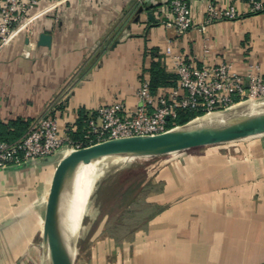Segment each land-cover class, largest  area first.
I'll return each instance as SVG.
<instances>
[{
	"label": "crops",
	"instance_id": "0c3cea01",
	"mask_svg": "<svg viewBox=\"0 0 264 264\" xmlns=\"http://www.w3.org/2000/svg\"><path fill=\"white\" fill-rule=\"evenodd\" d=\"M167 2L40 0L0 49V130L12 132L9 121L20 120L24 132L46 111L60 128L77 127V120L115 99L133 107L152 60L173 71L167 45L196 64L224 60L244 73L259 63L264 71V8L215 0L219 8L234 6L237 15L206 21L207 0H188L192 25L177 34L161 22ZM41 33L50 35L48 44L39 41ZM232 145L237 154L231 159L225 148L212 160L198 156L200 171L209 173L198 177L202 204H187L179 218L169 209L175 205L155 215L167 223L150 246V264H264V133ZM55 166L32 158L0 169L1 239L12 230L7 223L14 210L45 201Z\"/></svg>",
	"mask_w": 264,
	"mask_h": 264
},
{
	"label": "built area",
	"instance_id": "2783aa9c",
	"mask_svg": "<svg viewBox=\"0 0 264 264\" xmlns=\"http://www.w3.org/2000/svg\"><path fill=\"white\" fill-rule=\"evenodd\" d=\"M39 1L1 0L0 49L18 24L23 20L27 24L30 11ZM207 2L206 21L237 15L232 5L219 8L215 0ZM248 2L252 11L264 8L260 0ZM164 10L162 24L172 27L177 34L192 25L188 0H168ZM31 31L26 26L28 39ZM164 51L177 74L175 86L161 87L152 93L148 79H143L136 90L133 107L120 99L99 104L85 117L78 137L72 135L77 130L75 125L60 128L56 117L46 111L32 119L20 136L11 140L0 138V169L57 151L67 153L107 138L163 132L179 124L174 119L180 110L196 112L189 119L192 120L264 97V71L259 63H250L247 71L242 73L224 60L196 64L193 59L173 51L170 45Z\"/></svg>",
	"mask_w": 264,
	"mask_h": 264
},
{
	"label": "rangeland",
	"instance_id": "374dc122",
	"mask_svg": "<svg viewBox=\"0 0 264 264\" xmlns=\"http://www.w3.org/2000/svg\"><path fill=\"white\" fill-rule=\"evenodd\" d=\"M251 136L254 135L155 155L146 160L130 157L107 161L93 173L108 176L99 185L77 247L71 250L73 264H150L153 249L150 246L165 235L167 223L166 219L153 220L155 215L175 205L169 209L179 218L190 206H199L205 201L196 196L199 174L208 173L200 171L198 156L212 160L219 148H225L227 157L234 158L236 150L229 146L234 147L232 144ZM205 176L210 179V175ZM46 198L47 195L45 201ZM45 201L41 206L31 207L27 206L31 203L29 200L21 207L27 212L13 211L7 223L12 230H8L4 239L0 238V264H43Z\"/></svg>",
	"mask_w": 264,
	"mask_h": 264
},
{
	"label": "water",
	"instance_id": "95a60500",
	"mask_svg": "<svg viewBox=\"0 0 264 264\" xmlns=\"http://www.w3.org/2000/svg\"><path fill=\"white\" fill-rule=\"evenodd\" d=\"M49 40V34H39L40 42L48 44ZM250 101H264V97ZM232 108L233 106L222 110L220 113H224V116L207 120L192 119L156 134L107 138L67 153L57 151L38 157L42 163L56 162L45 201L42 223L43 253L50 254L52 264H73L72 253L67 244L61 241L52 249L47 236L70 170L108 155H160L264 133V110L230 114Z\"/></svg>",
	"mask_w": 264,
	"mask_h": 264
},
{
	"label": "bare ground",
	"instance_id": "6f19581e",
	"mask_svg": "<svg viewBox=\"0 0 264 264\" xmlns=\"http://www.w3.org/2000/svg\"><path fill=\"white\" fill-rule=\"evenodd\" d=\"M259 110H264V101L241 102L233 106L230 114ZM224 115V113L217 112L205 115L197 120L214 119ZM174 152L176 151L168 153ZM153 156L155 155H108L99 157L95 161L81 164L76 169L70 170L65 178V187L62 192L59 205L56 208L52 225L48 231L47 236L49 247L54 249L61 241L67 244L70 251L77 247L85 224V218L96 198L97 189L102 181L108 176H106V174L101 176L96 174L93 175L94 172L100 169L107 161L112 159L125 158L128 160L130 157H136L145 158L140 160H146L152 158ZM41 250L42 263L52 264L50 254L43 253L42 244Z\"/></svg>",
	"mask_w": 264,
	"mask_h": 264
},
{
	"label": "trees",
	"instance_id": "16d2710c",
	"mask_svg": "<svg viewBox=\"0 0 264 264\" xmlns=\"http://www.w3.org/2000/svg\"><path fill=\"white\" fill-rule=\"evenodd\" d=\"M149 78L148 85L149 89L152 93L156 92L161 87L166 86H175L177 80V74L174 71H167L164 66H161L158 61L152 60L149 67ZM196 112L191 110H180L177 113V116L174 119L175 123H184L188 121L191 117H193ZM77 130L72 132L73 137H78L80 135V127L84 123V117L77 120ZM9 126L13 125L12 132H4L2 129L0 130V138L11 140L23 133V125L20 120H11L9 121ZM12 133V134H8Z\"/></svg>",
	"mask_w": 264,
	"mask_h": 264
}]
</instances>
